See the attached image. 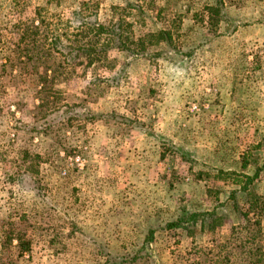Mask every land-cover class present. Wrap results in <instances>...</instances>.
Segmentation results:
<instances>
[{
	"label": "rangeland",
	"instance_id": "obj_1",
	"mask_svg": "<svg viewBox=\"0 0 264 264\" xmlns=\"http://www.w3.org/2000/svg\"><path fill=\"white\" fill-rule=\"evenodd\" d=\"M86 1L174 44L62 66L52 45ZM224 2L212 26L216 0H0V264H264V206L239 191L256 176L264 198V0ZM35 68L62 97L46 119Z\"/></svg>",
	"mask_w": 264,
	"mask_h": 264
},
{
	"label": "trees",
	"instance_id": "obj_2",
	"mask_svg": "<svg viewBox=\"0 0 264 264\" xmlns=\"http://www.w3.org/2000/svg\"><path fill=\"white\" fill-rule=\"evenodd\" d=\"M225 7L224 0H216L214 6H209L205 9L208 15V22L212 26H218L223 21L224 14H222ZM129 8H135L137 12L143 13L142 7L129 4L128 8L121 9L122 11H129ZM120 8H117V10ZM133 10V9H132ZM72 24V35L68 32H62L56 36L52 47L54 52L60 56L62 66L78 67L85 65V61L90 58H95L101 55H106L112 50L126 52L132 56H138L146 53L147 45L165 43L168 45L174 44V34L169 30H161L157 33H148L142 39H136L134 36V24L129 22L127 18L119 17L113 20L107 26L101 24L98 19V12L95 11L94 5L89 1L82 2L80 9L73 12V17L69 20ZM40 30L39 27L34 28L35 32ZM67 31V30H66ZM34 32H31V35ZM31 36H29L30 38ZM26 39L25 37L23 40ZM67 42V44L65 43ZM33 45V56L28 57L29 62L37 61L40 57V44ZM45 55V53L43 52ZM44 55L42 57H44ZM33 74L38 78V90L36 99L39 104L35 108L36 118L46 119L50 113L59 110L57 107L59 101L62 100L60 93L53 89L54 78H51V70H40L35 68ZM50 125L46 128L47 131H52ZM256 176H247V183L241 186L239 191L245 192L251 201V207L262 204L264 206V198L257 194L250 192L249 186L255 180ZM239 191L232 193V199L235 201V208L238 207L235 195ZM253 200V201H252ZM217 219L216 212H185L178 220L167 225L170 230L183 229L189 233H193L198 224H205L207 220L211 222ZM124 258H112L110 256L106 264H120Z\"/></svg>",
	"mask_w": 264,
	"mask_h": 264
}]
</instances>
